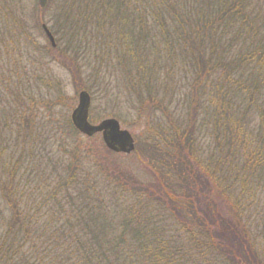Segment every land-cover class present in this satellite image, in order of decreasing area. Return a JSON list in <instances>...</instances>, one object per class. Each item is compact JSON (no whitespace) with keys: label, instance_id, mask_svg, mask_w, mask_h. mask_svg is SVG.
I'll return each instance as SVG.
<instances>
[{"label":"trees","instance_id":"1","mask_svg":"<svg viewBox=\"0 0 264 264\" xmlns=\"http://www.w3.org/2000/svg\"><path fill=\"white\" fill-rule=\"evenodd\" d=\"M48 6L52 35L66 43L72 63L101 68L94 49L110 44L113 50L116 39L131 57L132 84L140 91L145 86L154 102L148 80L159 70L153 53L162 46L172 55L180 50L182 62L195 69L194 98L206 89L224 142H244L235 110L246 95L262 98L264 135V0H48ZM2 24L0 43L13 42L8 28L14 23ZM89 35L93 45L76 42ZM197 110L190 108L188 127ZM193 131L162 129V145L150 146L172 176L158 193L121 168L105 173L109 181L87 160L80 163L75 149L72 162L57 163L58 177L40 179L52 193L42 198L21 187L38 181L33 170L14 185L17 162L5 151L0 191L12 209L0 225V264H262L238 220L202 205L211 177L192 154ZM24 198L30 204L21 207Z\"/></svg>","mask_w":264,"mask_h":264},{"label":"rangeland","instance_id":"2","mask_svg":"<svg viewBox=\"0 0 264 264\" xmlns=\"http://www.w3.org/2000/svg\"><path fill=\"white\" fill-rule=\"evenodd\" d=\"M50 16L48 1L41 8L38 0H0V28L4 20L15 25L14 28L9 24L8 28L15 35L13 42L0 43V151L4 154L0 158L4 163L6 151L17 162L18 171L12 177L14 185L19 181L23 185L25 174L33 170L36 174L32 172L31 179L35 177L38 181L21 187L25 193L34 190L42 198L49 197L52 193L40 179L43 175L44 179L58 177L60 168L54 170L57 163L72 162L69 153L78 149L80 163L87 160L86 166L94 171L99 169L109 181L114 179L105 173L114 175L116 168H121L132 173L139 186L158 193L159 185L168 188L164 185L172 176L164 159L151 152L150 146L155 142L162 145V129L175 126L185 132L194 129L192 154L212 178L203 193L202 205L217 208L223 216L238 220L264 264V157L259 153L264 142L261 96L246 95L242 106L235 110L242 128L240 140L244 142L230 145L223 140V130L217 124L206 89H199L194 98L195 69L182 62L180 50L174 55L164 46L158 53L154 51V64L160 72L148 80L153 90L152 102L145 86L140 91L132 84L130 78L135 73L131 57L128 50L117 46L116 39L113 46L118 54L110 49V44L94 49L103 64L101 68H84L80 60L74 65L65 42L59 43L53 36L56 46L52 47L42 30L43 24L50 30ZM91 36L78 37L76 42L93 45ZM158 55L160 61L156 59ZM84 56L89 62L90 56ZM80 91L90 95L89 122L96 125L105 119H115L134 139L133 152L115 154L106 148L100 134L88 138L70 129V115L78 104ZM192 106L198 110L191 121L193 127H188ZM27 200L30 199L20 201L21 207L30 204ZM10 209L0 191L1 226L10 220Z\"/></svg>","mask_w":264,"mask_h":264},{"label":"water","instance_id":"3","mask_svg":"<svg viewBox=\"0 0 264 264\" xmlns=\"http://www.w3.org/2000/svg\"><path fill=\"white\" fill-rule=\"evenodd\" d=\"M42 8L46 5L47 0H38ZM52 47H55L54 38L45 25L42 26ZM91 99L87 92L82 91L78 95V104L71 113V122L76 130L86 137H92L101 133L105 146L112 152L130 154L135 149L132 136L120 128L115 119H106L97 125H92L88 121L89 108Z\"/></svg>","mask_w":264,"mask_h":264}]
</instances>
